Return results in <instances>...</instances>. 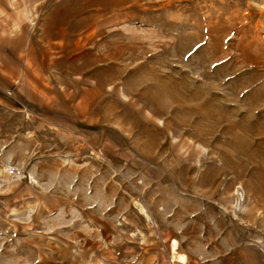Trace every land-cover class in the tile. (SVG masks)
<instances>
[{
  "label": "rangeland",
  "instance_id": "rangeland-1",
  "mask_svg": "<svg viewBox=\"0 0 264 264\" xmlns=\"http://www.w3.org/2000/svg\"><path fill=\"white\" fill-rule=\"evenodd\" d=\"M24 2L0 264H264V0Z\"/></svg>",
  "mask_w": 264,
  "mask_h": 264
},
{
  "label": "crops",
  "instance_id": "crops-1",
  "mask_svg": "<svg viewBox=\"0 0 264 264\" xmlns=\"http://www.w3.org/2000/svg\"><path fill=\"white\" fill-rule=\"evenodd\" d=\"M15 2L17 4H19L17 7V9H19L21 6H24V0H15ZM11 0H0V23L1 25L4 23H7L9 25L15 26L20 24V21H23L24 19L21 17L17 18L15 16V9L14 7L11 8L10 6ZM20 11H24V10H20ZM25 12V11H24ZM3 26V25H2ZM19 26V25H18ZM16 29H11V35L10 37H8V41L14 40L15 39V31ZM14 82V77L11 73H9V70L7 67L5 66H1L0 64V85L4 86L7 85L9 83Z\"/></svg>",
  "mask_w": 264,
  "mask_h": 264
},
{
  "label": "bare ground",
  "instance_id": "bare-ground-1",
  "mask_svg": "<svg viewBox=\"0 0 264 264\" xmlns=\"http://www.w3.org/2000/svg\"><path fill=\"white\" fill-rule=\"evenodd\" d=\"M62 109V108H61ZM31 182L35 183V180L30 177ZM17 184L14 182H9L8 180H4L3 184H0V190H9ZM242 194H240L239 199H241ZM134 206L138 209L139 215H141L145 220L148 222L151 221L150 215L148 214L147 210L144 206L140 205L139 203L135 202ZM169 254L172 259V262H177L178 264H187L188 258L185 254L179 252V243L176 240H172L169 246Z\"/></svg>",
  "mask_w": 264,
  "mask_h": 264
},
{
  "label": "built area",
  "instance_id": "built-area-1",
  "mask_svg": "<svg viewBox=\"0 0 264 264\" xmlns=\"http://www.w3.org/2000/svg\"><path fill=\"white\" fill-rule=\"evenodd\" d=\"M9 172L11 175H13L14 177H17V178H24V173L21 169L17 168L16 166L14 165H11L9 167Z\"/></svg>",
  "mask_w": 264,
  "mask_h": 264
}]
</instances>
